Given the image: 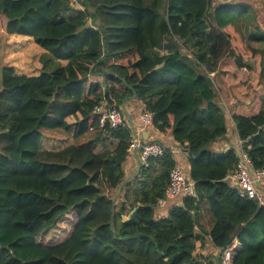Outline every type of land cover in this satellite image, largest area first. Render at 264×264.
Wrapping results in <instances>:
<instances>
[{
    "label": "trees",
    "instance_id": "16d2710c",
    "mask_svg": "<svg viewBox=\"0 0 264 264\" xmlns=\"http://www.w3.org/2000/svg\"><path fill=\"white\" fill-rule=\"evenodd\" d=\"M214 3L0 0L5 33L31 37L45 51L38 76L2 69L0 264H222L235 239L241 247L233 264H264V206L242 198L228 179L238 167L237 143L219 152L235 129L252 170L264 169V99L235 107L231 123L222 102H242L231 99L229 86L252 98L246 86L264 80V32L247 5ZM240 21L255 25L248 40ZM229 29L260 58V73L246 86L233 81L256 68L236 54ZM227 58L238 68L232 79L217 80ZM136 100L154 114L152 128L177 145L163 146L161 157L141 165L117 197L131 176L125 164L134 155L132 129H100L95 108L112 101L128 109ZM46 136L74 143L42 150ZM107 142L117 144L96 151ZM176 166L195 184L196 195L169 202L174 207L160 219L158 201ZM73 209L77 222L67 240L38 242L55 218ZM206 236L216 254L197 258Z\"/></svg>",
    "mask_w": 264,
    "mask_h": 264
},
{
    "label": "built area",
    "instance_id": "2783aa9c",
    "mask_svg": "<svg viewBox=\"0 0 264 264\" xmlns=\"http://www.w3.org/2000/svg\"><path fill=\"white\" fill-rule=\"evenodd\" d=\"M219 0H215L216 4ZM96 113L100 117V129L107 125L111 128L119 129L123 127H131L128 118L124 114L122 108H118L115 102L109 101L97 106ZM154 114L143 109L140 115L142 129L152 127ZM238 167L228 176L233 185L238 187L242 198L257 200L261 206H264V169L252 170V161L248 153L244 149L243 142L238 139ZM228 150V149H227ZM130 152H137V156L141 161V165H148L151 158L161 157L165 149L158 143L144 142L140 134L132 131L129 146ZM196 195L195 184L191 182L186 172L180 166H176L170 174L169 184L165 191V199L158 201L159 207H163L166 202L173 201L179 197L190 198ZM241 247L240 242L235 239L222 254V264H233L234 256Z\"/></svg>",
    "mask_w": 264,
    "mask_h": 264
},
{
    "label": "rangeland",
    "instance_id": "374dc122",
    "mask_svg": "<svg viewBox=\"0 0 264 264\" xmlns=\"http://www.w3.org/2000/svg\"><path fill=\"white\" fill-rule=\"evenodd\" d=\"M225 2L236 3V4L243 3V4L247 5L248 7H250L251 11H252V15H255V17H254L255 18V25L260 26L264 32V0H219L217 2V5L225 3ZM68 16H71V14ZM255 25L254 24L248 25V24L244 23L243 21L239 22V26H240L241 30L243 31L245 38L247 40L252 34L255 33V31H256ZM228 31L232 34V44H233V47L235 48L236 54L241 55L243 57L245 63L253 64L256 68L254 73L247 71V70H242L239 73L240 76L238 77V79L233 81V83L238 82V81H242V83H244L246 86L247 85L246 81L248 79L249 80L252 79L251 78L252 74L259 75L260 72H258L257 66H258V62H260V58L258 55L253 56V53L251 52L250 47H247L246 44L242 41L241 37L237 34H234L232 29H229ZM33 43H35V42H33ZM251 45L254 48L259 47V45L253 44V43ZM260 46H264V44H260ZM37 47L40 48L39 46H37ZM4 52H5L4 47L3 46L0 47V85H1V81H2V69H3V67L8 66V65L10 66L12 64V63L5 64L3 62L4 58H6V56H7V54L5 55ZM25 53H27V52H25ZM13 54H14V59L17 58V61H19L18 58L20 56V53L14 52ZM27 55H28V60L26 63H27V66L29 67L30 71H32L30 73V76H37V74H40V71H35L36 62H37L36 53L28 52ZM237 68L238 67H237L236 61L233 58H227L226 60L223 61V66H222V69L226 72H221L219 74V76L217 77V80L219 78L221 79L222 76L225 77L227 80L232 79L230 77V73H232V72L234 73V71H236ZM212 76H214V75H212ZM246 90L252 91V95H251L252 98L242 97L233 89V85L229 86L228 92H230L231 99H239L242 101L241 104H238L236 102L234 103L232 101L228 102L227 100H224V99L222 100V102H225L224 105H225V108L227 111L229 122H230V117L233 114L232 110H234L235 107L245 106L246 103L251 99H255V98H259V97L264 99V80L262 79L258 83V80L256 79L253 86H250V87L246 86ZM68 121L69 122L71 121L70 123H74L73 118L71 120H68ZM51 139H53V140H51ZM66 139H68V138H57V137H52V136H46L43 140V145L45 147L52 146L51 149H54L52 151H58V150L62 149L64 146H66L67 144H69V141H65ZM54 140H56V141H54ZM70 143H72V142H70ZM116 144H117V142H116ZM108 148L109 149H107V150H113L115 148V146H114V144L110 143V147H108ZM122 190H121V192H122ZM120 193L118 191L117 197ZM159 208H161V207H159ZM203 215L205 217H208L207 213H205V208H203ZM168 216H169V214L165 215V214H163V212L160 215H158V217L160 219H166ZM76 222H77V212L73 209L67 215L60 217V218H55L53 220V223H52L53 227L51 229H49L48 231L43 232L41 234V236H39L38 242L41 244L47 243V245H56V244L64 242L65 240H67L70 237V235H71V233L75 227ZM201 244H203V242L202 243L198 242V244H197V250L195 253L197 258H199L200 256H203L201 254V252L198 251V249H201L203 247V246H201ZM203 257L207 258L209 256H203Z\"/></svg>",
    "mask_w": 264,
    "mask_h": 264
},
{
    "label": "crops",
    "instance_id": "0c3cea01",
    "mask_svg": "<svg viewBox=\"0 0 264 264\" xmlns=\"http://www.w3.org/2000/svg\"><path fill=\"white\" fill-rule=\"evenodd\" d=\"M0 38H1V47L2 46L4 47V51H5L4 53H5V55L7 54V56H6V58H4L3 62L5 64L12 63L13 65L11 64L10 66H13L15 68L17 74H21V75L24 74V75L30 76V73L32 71H30V69L26 63L28 60V55H27L28 52L36 53L37 62H36L35 71H40L41 65H40L39 59L45 51L40 46H39L40 48H38L37 47L38 45L36 43H33L34 42L33 38L15 35V34H6L5 28H4V23H3L2 19H0ZM14 52L20 53V56L18 58L19 61H17V58L14 59V54H13ZM25 52H27V53H25ZM38 75L39 74H37V76ZM128 105H129L128 109L126 108L125 104L121 105V108H122L123 112L126 114V116L128 118V122L130 123V125H131V123L133 124L132 126L135 128L136 132L138 134H140V137H142L143 141L153 142V141L157 140V141L162 142V144H163L162 146H164V147H166V146H174L175 147L177 145L172 140L171 136H166L164 134H161L152 127L147 128L146 130L142 129V125L140 126V124H141L140 115H141V112L143 111L144 107H142L141 104L137 100L128 103ZM74 122H75V120H74ZM232 127H233V124H232ZM233 130H234V133H232L229 136V141H225L223 143V146L220 144V146L223 148L219 152H224L227 149L232 148L233 143L238 142L237 131H235V129H233ZM143 132H144L145 138H143V136H142ZM51 140H53V139H51ZM54 141H56V140H54ZM65 141H69V144L66 145L67 147L74 143V140L71 138H68ZM70 142H72V143H70ZM110 143L114 144V142H107L104 145H99L96 148V151L97 152L106 151L107 149H109L108 147H110ZM224 144L227 147H225ZM66 146H64V147L66 148ZM114 146H115V144H114ZM64 147L62 149H64ZM51 148H52V146L45 147L43 145V142H42V150H48V151L54 150ZM62 149H60V150H62ZM180 156H181V159L185 163H187V161H186L187 157L184 155V153L180 154ZM140 166H141V161L136 154H134L132 157H130L127 160V162L125 164V168H126L128 175H131L129 177V179L132 178L134 175L138 174ZM169 202H171V201H168L162 208H159V210H160L159 215L162 212L165 215L169 214L168 213L169 210L172 207H174L173 206L174 204L169 203ZM205 218L208 219V217H205ZM201 246H203V247L201 249H198V251L201 252V254L203 256H210V255L213 256L216 254L215 249H213L211 247L209 237L206 236V239L203 242V244H201Z\"/></svg>",
    "mask_w": 264,
    "mask_h": 264
},
{
    "label": "water",
    "instance_id": "95a60500",
    "mask_svg": "<svg viewBox=\"0 0 264 264\" xmlns=\"http://www.w3.org/2000/svg\"><path fill=\"white\" fill-rule=\"evenodd\" d=\"M157 69H159V67H158ZM136 98H137V94L134 92V95H133L132 99H136ZM132 125H133V124L131 123V129H132V131H133V132H136L135 128H134ZM145 132H146V131H145ZM146 133H147V132H146ZM142 136H143V138H145V136H144V132H143V135H142ZM134 154L137 155V152H134ZM128 181H129V178L125 180V182L123 183L121 189L119 190V193L121 192V190L124 188L125 184H126ZM136 211H137V208L134 209L128 217H123V221H128V220H129V219H130V218L136 213Z\"/></svg>",
    "mask_w": 264,
    "mask_h": 264
},
{
    "label": "clouds",
    "instance_id": "9594fccd",
    "mask_svg": "<svg viewBox=\"0 0 264 264\" xmlns=\"http://www.w3.org/2000/svg\"><path fill=\"white\" fill-rule=\"evenodd\" d=\"M131 126V125H130ZM239 139V138H238ZM237 145H238V142H237ZM133 154H134V152H133Z\"/></svg>",
    "mask_w": 264,
    "mask_h": 264
}]
</instances>
